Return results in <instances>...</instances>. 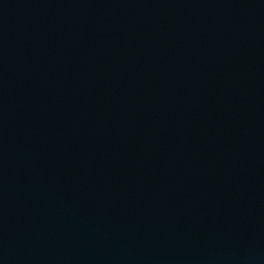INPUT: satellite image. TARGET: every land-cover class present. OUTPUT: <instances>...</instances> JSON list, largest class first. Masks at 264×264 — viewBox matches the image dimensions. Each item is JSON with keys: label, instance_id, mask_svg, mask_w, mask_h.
<instances>
[{"label": "water", "instance_id": "1", "mask_svg": "<svg viewBox=\"0 0 264 264\" xmlns=\"http://www.w3.org/2000/svg\"><path fill=\"white\" fill-rule=\"evenodd\" d=\"M0 264H264V0H0Z\"/></svg>", "mask_w": 264, "mask_h": 264}]
</instances>
